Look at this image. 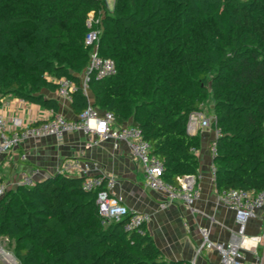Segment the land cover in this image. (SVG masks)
I'll return each instance as SVG.
<instances>
[{
	"label": "trees",
	"instance_id": "obj_1",
	"mask_svg": "<svg viewBox=\"0 0 264 264\" xmlns=\"http://www.w3.org/2000/svg\"><path fill=\"white\" fill-rule=\"evenodd\" d=\"M90 12L104 14L97 51L116 69L101 80L87 74L91 105L117 124L131 117L162 162V179L178 186L196 175L199 139L186 124L209 93L211 128L220 132L216 191L264 190V0H113L111 10L106 0H0V97L56 113L42 92L57 88L47 77H65L81 114ZM82 182L55 173L0 199V237L14 242L19 264H188L164 261L146 229H124L126 219L103 223Z\"/></svg>",
	"mask_w": 264,
	"mask_h": 264
},
{
	"label": "built area",
	"instance_id": "obj_2",
	"mask_svg": "<svg viewBox=\"0 0 264 264\" xmlns=\"http://www.w3.org/2000/svg\"><path fill=\"white\" fill-rule=\"evenodd\" d=\"M99 17L90 12L86 20L88 33L84 37L85 46L91 47L89 62L84 75L86 85L87 74L93 73L96 80L114 75L115 63L112 59L102 58L97 51L100 38L98 25ZM58 97L70 101V93L74 90L73 82L65 77L55 79ZM83 88V87H82ZM84 89V88H83ZM214 116H208L203 111H193L188 115L186 131L193 135L200 129L211 128ZM264 128V121H263ZM214 138L209 143V153L213 159L216 154V139L220 135L218 129L213 128ZM72 132H82L96 140H112L114 144L124 142L130 153L142 169L144 185L147 189L160 194L164 207L167 204L180 201L191 207L199 197L196 175H189L178 179V186H173L162 179V162L151 154L150 144L143 139L139 128L128 125H118L113 113L94 108L92 105L74 119H67L61 114H54L46 119L36 121L29 125H22L18 119H9L0 116V163L3 157L20 146L24 140H39L47 136L57 139ZM92 142V141H90ZM193 152L197 155V150ZM77 170L83 177L82 189L96 193L97 213L102 222L121 221L126 219L124 229L135 231L139 235L145 234V225L150 220V214L143 212H131L118 198L113 188L116 179L104 174L94 163L92 166L84 165L80 168L77 162L63 163L57 170L63 174L68 170ZM93 171L94 175H89ZM214 177V166L210 167ZM40 170L31 168L29 172H18L9 182L0 181V199L4 194L19 186L29 187L39 180ZM218 200L229 209L234 216L236 225L234 237L236 241L216 242L210 239V229L202 226L199 228L200 242L195 255L188 264H196V259L202 252L214 251L219 256L221 264H264V250L259 253L258 245L262 238L255 236L248 238L246 234L248 222L256 216L258 210H264V190L254 193L243 189H232L217 194ZM247 241L250 242V244ZM264 244V241H263Z\"/></svg>",
	"mask_w": 264,
	"mask_h": 264
},
{
	"label": "crops",
	"instance_id": "obj_3",
	"mask_svg": "<svg viewBox=\"0 0 264 264\" xmlns=\"http://www.w3.org/2000/svg\"><path fill=\"white\" fill-rule=\"evenodd\" d=\"M83 77L82 74L80 83L91 105L93 94L84 85ZM47 79L55 82L54 78ZM42 94L45 98L56 100L58 104L56 113L8 95L0 97V116L18 119L22 125L32 124L54 114H61L67 119L78 116L74 114L70 101L58 97L55 91H43ZM130 123L131 117L127 123L118 125ZM195 134L199 139L196 182L200 193L191 207L180 201L162 207L163 200L160 194L145 187L141 166L132 157L127 144L124 142L114 144L112 140L99 142L95 137L90 138L82 132L67 133L60 139L47 136L39 140H24L18 148L3 157L0 163V181L9 182L18 172H29L31 168L40 170L41 180L57 173L63 163L77 162L80 168L95 163L100 171L116 179L113 191L131 212L150 214L145 229L161 251L163 260L189 262L193 259L200 242L198 230L202 226L210 229L212 241L224 243L236 241L233 213L218 200L214 177L210 171L212 157L209 153V143L215 136L214 130L200 129ZM63 174L80 176L77 170L72 169ZM94 174L93 171L89 173ZM263 221L264 210H258L256 216L248 222L246 234L248 236L255 234L257 225ZM263 250L264 248H261L260 253ZM196 264L221 263L217 253L209 251L202 252L197 257Z\"/></svg>",
	"mask_w": 264,
	"mask_h": 264
},
{
	"label": "rangeland",
	"instance_id": "obj_4",
	"mask_svg": "<svg viewBox=\"0 0 264 264\" xmlns=\"http://www.w3.org/2000/svg\"><path fill=\"white\" fill-rule=\"evenodd\" d=\"M108 8L111 10L113 6V0H106ZM104 14L99 15V19H102ZM101 26V24H100ZM212 107H213V99L211 95L208 93L207 96L204 98L203 103L201 105V109L204 111V113L208 116H211L212 114ZM255 236H259L262 238V243L258 245V251L260 253V249L264 248V221L257 225L256 233L248 236V238H253ZM13 247L14 242L5 238L0 237V264H15V257L13 255ZM14 260V261H13ZM17 264L19 262L16 260Z\"/></svg>",
	"mask_w": 264,
	"mask_h": 264
},
{
	"label": "bare ground",
	"instance_id": "obj_5",
	"mask_svg": "<svg viewBox=\"0 0 264 264\" xmlns=\"http://www.w3.org/2000/svg\"><path fill=\"white\" fill-rule=\"evenodd\" d=\"M247 242H249V241H247ZM246 244H250V242L249 243H246Z\"/></svg>",
	"mask_w": 264,
	"mask_h": 264
}]
</instances>
